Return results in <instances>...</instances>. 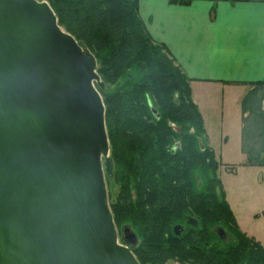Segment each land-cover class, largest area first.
Masks as SVG:
<instances>
[{"label": "water", "instance_id": "water-1", "mask_svg": "<svg viewBox=\"0 0 264 264\" xmlns=\"http://www.w3.org/2000/svg\"><path fill=\"white\" fill-rule=\"evenodd\" d=\"M96 68L46 2L0 0V264H139L136 234L125 224L118 236L108 204Z\"/></svg>", "mask_w": 264, "mask_h": 264}, {"label": "trees", "instance_id": "trees-1", "mask_svg": "<svg viewBox=\"0 0 264 264\" xmlns=\"http://www.w3.org/2000/svg\"><path fill=\"white\" fill-rule=\"evenodd\" d=\"M44 1L96 60L111 162L105 178L118 186L108 204L115 226L136 234L138 263L264 264V248L238 230L226 203L190 79L149 35L138 0ZM187 217L198 225H187ZM176 225H184L179 235ZM215 226L224 228L226 242Z\"/></svg>", "mask_w": 264, "mask_h": 264}, {"label": "crops", "instance_id": "crops-1", "mask_svg": "<svg viewBox=\"0 0 264 264\" xmlns=\"http://www.w3.org/2000/svg\"><path fill=\"white\" fill-rule=\"evenodd\" d=\"M138 7L151 38L190 79L238 230L264 248V206L251 211L260 192L264 199V0H138Z\"/></svg>", "mask_w": 264, "mask_h": 264}, {"label": "rangeland", "instance_id": "rangeland-1", "mask_svg": "<svg viewBox=\"0 0 264 264\" xmlns=\"http://www.w3.org/2000/svg\"><path fill=\"white\" fill-rule=\"evenodd\" d=\"M41 1H44V0H41ZM46 2V1H44ZM47 3V2H46ZM48 4V3H47ZM63 31H65L63 28H62ZM66 32V31H65ZM101 81V80H100ZM97 86V85H95ZM98 87V86H97ZM103 87V85H102ZM113 87L112 86H109V89H112ZM100 94V93H99ZM101 96V95H100ZM102 98V97H101ZM217 177H222L223 179H225V175H224V172L222 170V168H218L217 169ZM220 180V179H219ZM105 184H106V191H107V196L109 194V199H110V202H113V200L115 199L116 195H117V192H118V186L115 185V183L113 182V179L111 177H108L107 179L105 178ZM237 186V185H236ZM235 186V187H236ZM249 201H245L244 203L247 204ZM264 206V199L261 197V192H260V200L259 201H255L254 205L252 206L251 208V211H260L262 209V207ZM120 229H121V226L119 227H116V230L118 232V236L120 234ZM235 232V231H234ZM229 238V236H228ZM119 243L120 244H123V242L121 241V239L119 238ZM169 261L171 260H168L166 261L164 264H167Z\"/></svg>", "mask_w": 264, "mask_h": 264}, {"label": "built area", "instance_id": "built-area-1", "mask_svg": "<svg viewBox=\"0 0 264 264\" xmlns=\"http://www.w3.org/2000/svg\"><path fill=\"white\" fill-rule=\"evenodd\" d=\"M167 264H183V263L173 260V261H169Z\"/></svg>", "mask_w": 264, "mask_h": 264}]
</instances>
